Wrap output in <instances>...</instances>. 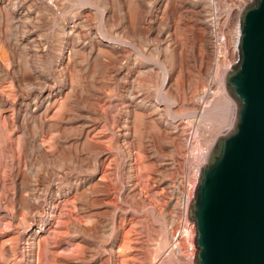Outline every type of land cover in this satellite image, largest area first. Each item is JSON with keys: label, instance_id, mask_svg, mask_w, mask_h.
<instances>
[{"label": "rangeland", "instance_id": "rangeland-1", "mask_svg": "<svg viewBox=\"0 0 264 264\" xmlns=\"http://www.w3.org/2000/svg\"><path fill=\"white\" fill-rule=\"evenodd\" d=\"M237 25L209 0H0V264H178L164 189L185 136L232 125Z\"/></svg>", "mask_w": 264, "mask_h": 264}, {"label": "water", "instance_id": "water-1", "mask_svg": "<svg viewBox=\"0 0 264 264\" xmlns=\"http://www.w3.org/2000/svg\"><path fill=\"white\" fill-rule=\"evenodd\" d=\"M239 30V60L224 78L237 109L188 210L194 264H264V0L242 11Z\"/></svg>", "mask_w": 264, "mask_h": 264}, {"label": "built area", "instance_id": "built-area-1", "mask_svg": "<svg viewBox=\"0 0 264 264\" xmlns=\"http://www.w3.org/2000/svg\"><path fill=\"white\" fill-rule=\"evenodd\" d=\"M210 14L215 21H229L232 14H237L238 29L240 15L242 11L255 0H209ZM214 34L213 42L218 51L227 50L232 44L233 34L225 25V30L218 32V26L212 29ZM237 35V33H236ZM237 38V37H236ZM236 43V40H235ZM233 47L234 67L238 60V49ZM185 144V153L183 163L188 169L186 175H179L166 184L164 191V201L166 203L162 212V222L166 230L170 247L168 254L171 252L178 264H194L197 248L195 246V224L188 218L191 196H193L194 186L200 176L202 167L206 164L208 156L213 146L208 147L200 143L197 133L187 135L183 138Z\"/></svg>", "mask_w": 264, "mask_h": 264}, {"label": "bare ground", "instance_id": "bare-ground-1", "mask_svg": "<svg viewBox=\"0 0 264 264\" xmlns=\"http://www.w3.org/2000/svg\"><path fill=\"white\" fill-rule=\"evenodd\" d=\"M239 27H240V23H239ZM239 29H238V27H237V30H236V32H237V35H236V43H235V46L237 47V49H238V47H239V40H240V33H239ZM224 81V80H223ZM224 83V82H223ZM222 89L225 91V86L223 85L222 86ZM214 142V141H213ZM213 146V145H212ZM199 179V178H198ZM198 181V180H197ZM196 186H197V182H196V184H195V186H194V192H193V196H191V200H190V204H191V202L193 201V199H194V194H195V189H196Z\"/></svg>", "mask_w": 264, "mask_h": 264}]
</instances>
